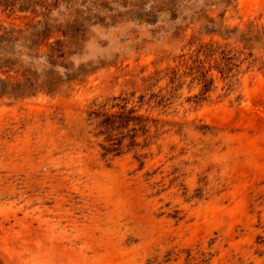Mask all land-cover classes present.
I'll return each instance as SVG.
<instances>
[{
	"label": "rangeland",
	"instance_id": "1",
	"mask_svg": "<svg viewBox=\"0 0 264 264\" xmlns=\"http://www.w3.org/2000/svg\"><path fill=\"white\" fill-rule=\"evenodd\" d=\"M46 4L0 7L54 31L0 78L62 82L0 98V264H264V0Z\"/></svg>",
	"mask_w": 264,
	"mask_h": 264
},
{
	"label": "trees",
	"instance_id": "2",
	"mask_svg": "<svg viewBox=\"0 0 264 264\" xmlns=\"http://www.w3.org/2000/svg\"><path fill=\"white\" fill-rule=\"evenodd\" d=\"M46 2L47 0H0V7L10 10L17 7L19 12H27L30 9L34 11L35 6L43 7L46 10ZM206 2H218L227 7L234 0H206ZM58 32H61L62 36L70 41V44H73V42L76 43L78 39L76 34L73 35L69 32L68 25H66L64 30H59ZM52 34H54V31L51 29L48 21H38L34 26H30L26 30L0 27V73L8 74L13 72L17 75L20 71L18 68H23V64L19 62L20 58L24 56L34 58L36 56V54H32L34 47L36 48L45 44L51 38ZM65 49V42L61 40H56L49 45L48 53L45 57L47 64L52 69L57 67L60 61H63V58L66 56ZM21 77L22 80L10 77L9 75L4 79L0 78V98L5 96L13 99L30 97L40 91L52 94L62 84L60 77L53 70H48L45 76L39 77L30 70L24 69ZM203 79L206 92L208 86L211 85V81L208 83L205 76H203ZM122 120L121 117L111 116L110 119L107 118L106 121L101 122V126L106 129L107 139L111 138V132L114 130L113 125ZM127 121H131V119L129 118ZM114 145L116 146L117 144ZM118 150L119 148H104L105 153L103 156Z\"/></svg>",
	"mask_w": 264,
	"mask_h": 264
}]
</instances>
